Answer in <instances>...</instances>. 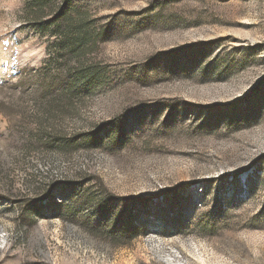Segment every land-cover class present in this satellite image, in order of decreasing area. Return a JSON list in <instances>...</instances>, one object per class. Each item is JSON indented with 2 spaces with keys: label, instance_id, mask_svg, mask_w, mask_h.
<instances>
[{
  "label": "rangeland",
  "instance_id": "1",
  "mask_svg": "<svg viewBox=\"0 0 264 264\" xmlns=\"http://www.w3.org/2000/svg\"><path fill=\"white\" fill-rule=\"evenodd\" d=\"M0 264H264V0H0Z\"/></svg>",
  "mask_w": 264,
  "mask_h": 264
}]
</instances>
